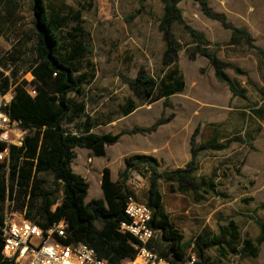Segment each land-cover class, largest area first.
<instances>
[{
  "label": "rangeland",
  "instance_id": "rangeland-1",
  "mask_svg": "<svg viewBox=\"0 0 264 264\" xmlns=\"http://www.w3.org/2000/svg\"><path fill=\"white\" fill-rule=\"evenodd\" d=\"M208 3L215 15H224L228 24L245 29L256 48L244 41L234 44L232 30L207 17L199 2L184 0L179 4L185 22L205 34L203 46L230 66L226 74L238 92L236 97L229 85L217 79L206 57L197 54L196 60L190 59L189 53L196 51L198 44L179 24L173 26L181 45L179 62L172 66L164 64L167 43L160 29L165 12L162 0H46L49 15L55 11L68 18L59 36L74 35L78 28V40L88 48L75 66L83 90L80 95H71L74 103L84 101L88 105L74 123L66 124L69 130L76 132L75 125L88 117L96 120L94 132L100 135L151 128L172 118L151 134L123 135L116 145L108 147L104 157L92 159L89 151L79 149L74 165L91 186L88 197L91 201L103 196L105 168H110L114 178L123 183L128 162L136 164L137 156L156 160L153 166L158 173L185 168L193 160L191 141L199 129L196 148L204 144L206 147L197 151L195 178L198 182L213 180L219 195H205L200 190L205 199L198 201L193 191L183 192L178 185L172 189L169 182L158 178L161 214L168 217L176 235L183 237L185 260L195 255L198 264H264V243L258 244L264 225V54L257 50H264V0H208ZM34 6L35 0H0L1 91L11 88L12 92L16 85L34 88L32 68L37 45ZM141 71L159 82H170V74H176L178 80L185 81V89L168 100L156 101L162 94L160 89L154 98L140 101L127 82L136 79ZM132 99L138 109L126 117L125 110ZM171 137L177 150L175 160L156 151L164 153ZM153 177L150 165L139 163L130 169L125 188L138 201L149 204ZM43 186L55 193L58 204L53 211H56L63 188L55 184L50 174L44 177ZM19 198L17 194L15 211ZM5 209L10 211L12 207L6 203ZM19 212L24 215L28 210ZM230 222L237 226L238 239L230 235V231L235 232ZM157 231L151 246L172 259L167 255V247L175 236L163 226H158ZM224 233L226 236L219 245L204 249L202 258L196 247L199 236L220 238ZM248 240L257 255L246 250Z\"/></svg>",
  "mask_w": 264,
  "mask_h": 264
},
{
  "label": "trees",
  "instance_id": "trees-1",
  "mask_svg": "<svg viewBox=\"0 0 264 264\" xmlns=\"http://www.w3.org/2000/svg\"><path fill=\"white\" fill-rule=\"evenodd\" d=\"M184 0H162L164 4V16L160 22V29L163 32L167 49L164 54V64L172 66L179 62V52L181 45L174 32V24L181 25L190 35L191 39L198 44L194 52L189 53L191 60H196L197 54L206 57L216 71L217 79L229 85L234 97L238 95L226 70L228 64L219 60L213 53L203 46L205 34L193 29L188 25L182 16L179 4ZM199 2L205 15L211 19L221 21L223 25L232 30V42L239 44L244 41L251 48L256 49L252 44L251 35L245 30L233 27L226 22L224 15H215L209 7L208 0H194ZM34 11L36 14L37 45L35 48L36 61L32 68L34 76V88L37 91L35 97L22 87L17 86L16 96L12 101L9 112L11 116L19 120L22 127L28 130L25 145L22 148L13 147L9 169L6 164H0V223L3 222V211L8 199L16 200L15 196L20 195L17 209L28 210L27 218L34 222L47 226L63 219L68 221V233L70 242L84 243L94 248L99 255L113 264H120L126 258L136 255L133 242L136 240L130 234H123L119 231L122 222L129 221L125 208L128 198L133 195L125 188V183L129 177V171L139 163L147 162L154 174L150 190V203L147 204L155 208L153 227L163 226L175 240L167 247V255L172 256V261H185V248L181 244L183 237L176 235L170 226L168 217L161 214L162 196L158 191V178H163L171 184L172 189L176 185L183 192L193 191L198 201L205 199L200 194V190L205 195L211 193L219 195L217 185L213 180H202L198 182L195 178L197 172L196 156L199 149L196 148L195 137L199 132L196 130L192 138L193 160L185 167L172 172L158 173L153 164L157 163L151 157L137 156L134 164L128 162L127 169L122 175V182L112 180L111 170L105 168L102 176V190L104 198L93 199L87 203L89 195V182L77 174L72 167L77 158L76 149H88L96 157H104L107 147L116 145L123 135L148 133L157 130L160 125L171 121L172 118L161 120L151 128H135L132 131H125L119 134L100 135L93 130L98 126L96 120L88 117L85 122L75 125L76 132L69 130L66 124L74 123L85 111V105L74 103L71 100L72 94L80 95L83 87L76 77V63L87 52L85 44L78 40L77 33L69 34L65 37L59 36L68 22L67 17H61L58 12L49 15L46 0H35ZM261 54L264 50L257 49ZM65 51V54H63ZM56 74V76H55ZM176 74H170V82L157 81L154 77L141 71L134 80H128L127 84L134 95L140 101L154 98L158 90L162 89L160 98L167 100L176 93H181L185 88V81L178 80ZM9 80L5 81V85ZM5 86L1 85L4 90ZM136 109V103L129 100V107L125 110V115H129ZM72 117V118H71ZM71 118V120H69ZM69 120V122H67ZM9 174V180L7 175ZM52 175L55 184L63 188V198L53 211V207L58 204L54 192H49L44 188V177ZM9 181V182H8ZM153 209V208H152ZM160 218V220H159ZM230 231L233 238L238 239L237 226L230 222ZM227 233V231H225ZM225 233L219 238H213L206 234H201L196 241V247L200 250L203 258L205 248L219 245L220 239L225 238ZM264 243V225H261V235L258 244ZM5 241L0 230V264L3 262V250ZM245 248L252 255H257V250L253 243L248 240Z\"/></svg>",
  "mask_w": 264,
  "mask_h": 264
},
{
  "label": "built area",
  "instance_id": "built-area-1",
  "mask_svg": "<svg viewBox=\"0 0 264 264\" xmlns=\"http://www.w3.org/2000/svg\"><path fill=\"white\" fill-rule=\"evenodd\" d=\"M14 87L17 88V85ZM22 87L31 97L37 95L36 89ZM10 90H0V164H6L8 169L12 148H22L28 135V130L9 112L16 96V89ZM6 203L11 205L12 210L4 208L3 222L0 223L5 241L2 253L5 264H113L103 259L94 248L84 243L70 242L69 224L65 219L42 226L27 218V214L15 211V200L8 199ZM125 213L129 221L122 222L119 231L135 238L133 246L136 255L122 260L120 264H198L195 255L183 262H174L151 246L158 232L153 227L154 211L138 201L134 194L128 198Z\"/></svg>",
  "mask_w": 264,
  "mask_h": 264
},
{
  "label": "crops",
  "instance_id": "crops-1",
  "mask_svg": "<svg viewBox=\"0 0 264 264\" xmlns=\"http://www.w3.org/2000/svg\"><path fill=\"white\" fill-rule=\"evenodd\" d=\"M185 89V88H184ZM176 94H178V93H176ZM176 94H174V95H172L170 98H172L173 96H175ZM162 99H167V98H162ZM161 99V100H162ZM133 100V99H132ZM134 101V100H133ZM79 104H82V105H85V110H86V108H87V105H88V103L87 102H81V103H79ZM138 109V107L136 106V109H134V111L132 112V113H130L129 115H131V114H133V113H135L136 112V110ZM129 115H125L126 117L127 116H129ZM111 124H114V122L113 121H111L110 122ZM167 126V125H166ZM165 126V127H166ZM67 127V126H66ZM95 130V129H94ZM93 130V131H94ZM173 142L174 141H172V137L167 141V143H168V145L166 146L165 145V151H164V153H162V152H160V150H156L157 151V153L158 154H161V155H165V156H168L169 158H172L173 160H175L176 158H177V155H176V148H175V146H173ZM110 147V146H109ZM82 150L81 148H77L76 149V153H77V150ZM107 149H108V147H107ZM190 149V148H189ZM84 150H86V151H89V153H91V155H92V159H94V158H98V157H96V156H94L93 155V153H92V151H90V150H88V149H84ZM150 152V151H149ZM144 154H146V153H144ZM77 159V158H76ZM75 159V160H76ZM74 160V161H75ZM75 163L73 162V164H72V167H73V170L77 173V174H79V175H81L82 177H84L85 178V176H84V174H82V172H79V171H77L76 169H75V165H74ZM110 169V168H109ZM178 169H180V168H178ZM111 170V169H110ZM175 170H177V169H175ZM111 175H112V180L114 181V182H118L115 178H114V176H113V172H112V170H111ZM217 188H218V185H217ZM219 191V190H218ZM88 197H89V195H88ZM88 197H87V199H86V202L87 203H89V202H91L93 199H101V198H104V193H103V196H99V197H97V198H93L91 201H88Z\"/></svg>",
  "mask_w": 264,
  "mask_h": 264
}]
</instances>
